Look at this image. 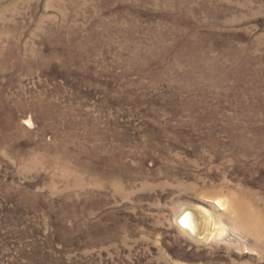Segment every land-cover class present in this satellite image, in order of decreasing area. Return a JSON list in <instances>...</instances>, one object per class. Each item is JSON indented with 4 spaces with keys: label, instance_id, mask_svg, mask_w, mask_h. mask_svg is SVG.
Wrapping results in <instances>:
<instances>
[{
    "label": "rangeland",
    "instance_id": "rangeland-1",
    "mask_svg": "<svg viewBox=\"0 0 264 264\" xmlns=\"http://www.w3.org/2000/svg\"><path fill=\"white\" fill-rule=\"evenodd\" d=\"M0 264H264V0H0Z\"/></svg>",
    "mask_w": 264,
    "mask_h": 264
},
{
    "label": "bare ground",
    "instance_id": "bare-ground-1",
    "mask_svg": "<svg viewBox=\"0 0 264 264\" xmlns=\"http://www.w3.org/2000/svg\"><path fill=\"white\" fill-rule=\"evenodd\" d=\"M181 223H182V225H184L185 227H188L191 230H193V228H194L193 221L188 214H185L183 216V218L181 219Z\"/></svg>",
    "mask_w": 264,
    "mask_h": 264
},
{
    "label": "water",
    "instance_id": "water-1",
    "mask_svg": "<svg viewBox=\"0 0 264 264\" xmlns=\"http://www.w3.org/2000/svg\"><path fill=\"white\" fill-rule=\"evenodd\" d=\"M179 222V221H178Z\"/></svg>",
    "mask_w": 264,
    "mask_h": 264
}]
</instances>
